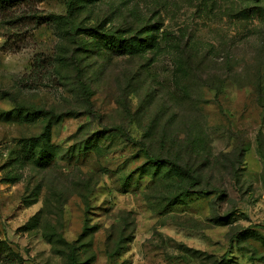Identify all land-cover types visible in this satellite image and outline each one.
<instances>
[{
  "label": "rangeland",
  "instance_id": "obj_1",
  "mask_svg": "<svg viewBox=\"0 0 264 264\" xmlns=\"http://www.w3.org/2000/svg\"><path fill=\"white\" fill-rule=\"evenodd\" d=\"M3 5L0 264H264V0Z\"/></svg>",
  "mask_w": 264,
  "mask_h": 264
},
{
  "label": "trees",
  "instance_id": "obj_2",
  "mask_svg": "<svg viewBox=\"0 0 264 264\" xmlns=\"http://www.w3.org/2000/svg\"><path fill=\"white\" fill-rule=\"evenodd\" d=\"M15 1L18 0H0V5L4 4L3 6L5 7L7 4H11ZM68 6H70L69 3ZM42 17L43 16L38 17L40 22L41 21L43 22ZM43 18L45 19V17ZM98 36H99V40H97V42L103 45L105 49L111 52L122 53V54L134 52L141 46L140 44L141 42L148 41L147 38L133 41L132 39L129 38H124L120 36H111L106 33L99 34ZM171 159L173 158H171L170 156L168 159L156 158L152 162L155 165L157 171L158 169L161 170L166 165L168 166L169 174L177 176L179 179H183V180L188 179L185 190L182 193H180L178 196H176L178 198L188 197L189 195L193 194V191L189 188V186L193 184V177L190 174V170L188 169L187 166L181 164L180 162L173 161ZM37 160L38 162H40L42 160V157H40V159ZM71 260L72 263H75L76 261L74 257H72Z\"/></svg>",
  "mask_w": 264,
  "mask_h": 264
}]
</instances>
